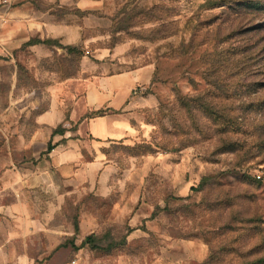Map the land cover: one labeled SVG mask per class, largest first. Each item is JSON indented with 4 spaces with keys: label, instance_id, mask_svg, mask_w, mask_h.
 <instances>
[{
    "label": "rangeland",
    "instance_id": "1",
    "mask_svg": "<svg viewBox=\"0 0 264 264\" xmlns=\"http://www.w3.org/2000/svg\"><path fill=\"white\" fill-rule=\"evenodd\" d=\"M0 225L31 264L263 257L264 0H0Z\"/></svg>",
    "mask_w": 264,
    "mask_h": 264
},
{
    "label": "crops",
    "instance_id": "2",
    "mask_svg": "<svg viewBox=\"0 0 264 264\" xmlns=\"http://www.w3.org/2000/svg\"><path fill=\"white\" fill-rule=\"evenodd\" d=\"M104 118L101 117L97 119V122L103 120ZM2 232H4V237L2 240L0 237V264H31L26 259V257L18 253L15 247L16 245L14 240L16 239L17 235L7 234L4 225H0V234H2ZM5 239H8V244L6 243L5 246H3L1 243H3Z\"/></svg>",
    "mask_w": 264,
    "mask_h": 264
},
{
    "label": "trees",
    "instance_id": "3",
    "mask_svg": "<svg viewBox=\"0 0 264 264\" xmlns=\"http://www.w3.org/2000/svg\"><path fill=\"white\" fill-rule=\"evenodd\" d=\"M102 111H99L98 113H101ZM108 112H111L110 109H108ZM101 116V115H100ZM59 132V131H57ZM62 134V132L60 133ZM53 145L49 144L48 146V151H52L53 150ZM250 223H252V221H249ZM261 233L264 234V227L261 228ZM262 245H263V248H264V235H263V240H262ZM250 264H264V256L255 260V261H252Z\"/></svg>",
    "mask_w": 264,
    "mask_h": 264
}]
</instances>
